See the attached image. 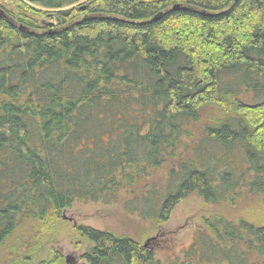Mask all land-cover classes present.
Here are the masks:
<instances>
[{
    "label": "trees",
    "instance_id": "trees-1",
    "mask_svg": "<svg viewBox=\"0 0 264 264\" xmlns=\"http://www.w3.org/2000/svg\"><path fill=\"white\" fill-rule=\"evenodd\" d=\"M0 1V248L75 202L154 227L192 195L264 206V0ZM75 229L84 264H164ZM179 264H264V223L206 217Z\"/></svg>",
    "mask_w": 264,
    "mask_h": 264
},
{
    "label": "rangeland",
    "instance_id": "rangeland-1",
    "mask_svg": "<svg viewBox=\"0 0 264 264\" xmlns=\"http://www.w3.org/2000/svg\"><path fill=\"white\" fill-rule=\"evenodd\" d=\"M0 4L8 7L2 1ZM203 114L209 116L212 111L206 110ZM206 120L207 117H204L201 122ZM165 172L166 169L155 171L153 179H161ZM216 214L232 219L244 217L256 224L264 223V206L256 198L243 199L236 206H210L192 195L181 201L168 221L158 227L136 216L127 215L120 204L105 206L75 202L61 213L60 219L50 231L42 233L26 227L5 241L0 248V264H48L54 254L62 258L58 264H84L82 255L91 245L78 234L75 226L79 225L130 236L143 246H149L164 264H179L183 251L202 227L203 219ZM24 243L27 244L24 246Z\"/></svg>",
    "mask_w": 264,
    "mask_h": 264
},
{
    "label": "water",
    "instance_id": "water-1",
    "mask_svg": "<svg viewBox=\"0 0 264 264\" xmlns=\"http://www.w3.org/2000/svg\"><path fill=\"white\" fill-rule=\"evenodd\" d=\"M0 15H1V16H4V14H3V13H0ZM4 17H5V16H4ZM147 243H148V242H147ZM144 247H146V245H144Z\"/></svg>",
    "mask_w": 264,
    "mask_h": 264
}]
</instances>
